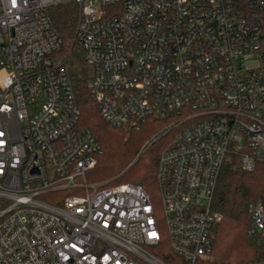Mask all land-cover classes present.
<instances>
[{
    "label": "built area",
    "instance_id": "1",
    "mask_svg": "<svg viewBox=\"0 0 264 264\" xmlns=\"http://www.w3.org/2000/svg\"><path fill=\"white\" fill-rule=\"evenodd\" d=\"M78 10L74 46L102 118L178 130L157 181L170 250L211 258L227 155L264 164V0H0V264H166L158 211L133 184H90L102 156L52 8ZM67 194L59 206L38 200ZM250 234L264 239V189ZM250 264H264V259Z\"/></svg>",
    "mask_w": 264,
    "mask_h": 264
},
{
    "label": "trees",
    "instance_id": "2",
    "mask_svg": "<svg viewBox=\"0 0 264 264\" xmlns=\"http://www.w3.org/2000/svg\"><path fill=\"white\" fill-rule=\"evenodd\" d=\"M51 17L63 40L64 52H71L69 67L81 111L79 126L90 130L103 149L94 169L101 170L103 178L97 181L102 183L112 180L114 184H130L125 183L126 177L140 165L143 175L131 184L143 188L148 194L146 187L157 178L160 157L173 143V140L167 142L169 134L152 138L159 130L166 128L169 122L150 119L139 131L107 123L91 96L90 69L84 61L83 52L73 44L78 20L77 8L72 4L59 6L56 11H51ZM243 155H231V160L224 164L218 180L213 208L222 215L223 220L216 232L212 254L215 261L202 260L197 264H250L264 259V239L250 234L253 225L252 208L263 194L264 164H257L255 171L246 172L242 169ZM169 243V237L164 238L156 248L159 251L158 257L166 264H177L178 257L171 252ZM239 245L240 250L232 253V249ZM178 264L188 263L183 260Z\"/></svg>",
    "mask_w": 264,
    "mask_h": 264
},
{
    "label": "rangeland",
    "instance_id": "3",
    "mask_svg": "<svg viewBox=\"0 0 264 264\" xmlns=\"http://www.w3.org/2000/svg\"><path fill=\"white\" fill-rule=\"evenodd\" d=\"M63 2V0H60ZM66 4H62L60 6H64ZM74 6V5H73ZM59 6H56L54 8H52V11H56L58 9ZM90 69V68H89ZM91 70V69H90ZM168 127V126H167ZM166 127V128H167ZM80 129H83L79 126ZM162 129V130H159L154 136L152 139H155V138H161L162 136L164 137L166 135V131L165 129ZM144 134L143 133H140L139 135H142ZM169 134V137L167 139V142H170L171 140H174L175 136L178 134V130H175L171 133H168ZM167 134V135H168ZM231 160V155H227L226 157V162H229ZM143 175V169L141 168L140 169V165L133 171L130 173V175H128V177H126V181L125 183H134V180L137 179V178H140L141 176ZM103 178L102 177V171L101 170H94L92 171L88 177H87V181L90 183V184H96V183H100L99 181H97L98 179H101ZM106 182V181H104ZM147 191H148V194L150 195L151 197V200H152V203L153 205L156 207L157 211H158V218H159V226H160V231H161V234H162V237H163V240L164 238L166 239L167 237H169L168 235V230H167V226H166V223H165V220H164V215H163V201H162V197H161V190H160V186L158 184V181H157V178L154 179L153 183L149 184L148 187H146ZM67 194H63V193H49V194H46V195H43L41 197L38 198V200H40L41 202H44V203H47L49 205H52V206H59V204L64 200V198L66 197ZM216 239V238H215ZM237 243H239L237 241ZM170 244V243H169ZM240 244V243H239ZM217 245V244H216ZM215 245V246H216ZM262 246V244L260 245ZM240 245L239 246H236L235 248L232 249V253H236L238 252L240 249ZM223 250V249H222ZM147 251L152 254L153 256L157 257L159 260H161L159 257H158V252L159 251H156V248H151V249H147ZM183 261L182 259L178 258V260L176 261L177 264L180 263V261ZM206 260H210L211 262L215 261V258H214V255L211 256V258L209 259H206ZM206 260H203V261H206ZM162 261V260H161ZM163 262V261H162Z\"/></svg>",
    "mask_w": 264,
    "mask_h": 264
}]
</instances>
